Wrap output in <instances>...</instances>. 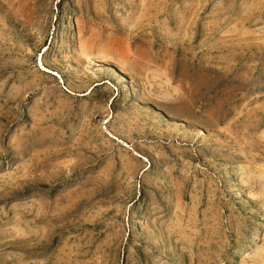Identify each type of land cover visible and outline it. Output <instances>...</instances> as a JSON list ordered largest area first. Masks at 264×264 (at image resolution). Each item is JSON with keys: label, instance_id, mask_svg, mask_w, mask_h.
<instances>
[{"label": "rangeland", "instance_id": "374dc122", "mask_svg": "<svg viewBox=\"0 0 264 264\" xmlns=\"http://www.w3.org/2000/svg\"><path fill=\"white\" fill-rule=\"evenodd\" d=\"M0 264H264V0H0Z\"/></svg>", "mask_w": 264, "mask_h": 264}, {"label": "bare ground", "instance_id": "6f19581e", "mask_svg": "<svg viewBox=\"0 0 264 264\" xmlns=\"http://www.w3.org/2000/svg\"><path fill=\"white\" fill-rule=\"evenodd\" d=\"M135 97H138L137 94L134 95Z\"/></svg>", "mask_w": 264, "mask_h": 264}]
</instances>
